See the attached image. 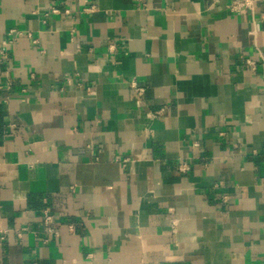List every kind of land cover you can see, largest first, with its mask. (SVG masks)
Masks as SVG:
<instances>
[{
	"label": "crops",
	"instance_id": "crops-1",
	"mask_svg": "<svg viewBox=\"0 0 264 264\" xmlns=\"http://www.w3.org/2000/svg\"><path fill=\"white\" fill-rule=\"evenodd\" d=\"M230 2L0 0V264H264V1Z\"/></svg>",
	"mask_w": 264,
	"mask_h": 264
},
{
	"label": "built area",
	"instance_id": "built-area-1",
	"mask_svg": "<svg viewBox=\"0 0 264 264\" xmlns=\"http://www.w3.org/2000/svg\"><path fill=\"white\" fill-rule=\"evenodd\" d=\"M259 1H264V0H232V2L228 4V8L232 12L241 13L247 10H253L255 4ZM258 52L260 57L264 61V51L259 50ZM1 53L4 54L3 51H1ZM247 64H249L253 69H256V65L252 60L247 59ZM42 218L48 232L52 234H57L58 231L55 227L54 217L48 209H44L42 211Z\"/></svg>",
	"mask_w": 264,
	"mask_h": 264
}]
</instances>
